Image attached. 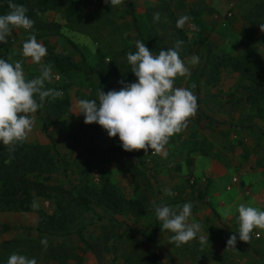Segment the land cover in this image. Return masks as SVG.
<instances>
[{
    "label": "rangeland",
    "instance_id": "rangeland-1",
    "mask_svg": "<svg viewBox=\"0 0 264 264\" xmlns=\"http://www.w3.org/2000/svg\"><path fill=\"white\" fill-rule=\"evenodd\" d=\"M37 1L27 0L37 10L33 28H14L7 43H0V58L10 63L23 61L26 79L36 78L40 65L23 57L22 46L30 35L48 32L37 39L47 49L42 63L48 64L50 53L71 63L65 65L67 74L52 69L54 78L45 82V89L59 83L62 96L71 102L60 111L47 98L34 114L35 123L17 170L32 191L34 208L22 211L0 203V264H7L12 253L35 258L37 264H201L195 257L188 259L191 251L185 245L177 247L180 262L174 260L173 233L161 231L155 207L191 202V216L212 213L214 208L207 200L212 184L210 164L203 156L212 143L203 139L200 148L193 140L199 134L205 136L208 128L224 134L227 155L237 156L242 149L247 157L252 152L264 171V32L259 28L264 23V0H133L146 36L161 41L166 49L182 41L179 54L190 75L177 77L175 87L188 88L195 95L199 92L201 98L200 109L187 128L169 139L166 155L151 154V149L147 153L124 151L118 136L110 138L100 125L85 124L83 114H78V100L98 99L101 89L95 75L86 74L80 51L69 40L93 66L101 65L97 50L103 51V65L116 71L111 75L116 84L112 90L123 87L120 81L136 82L133 73L123 74L131 71L127 54L134 52L138 40L124 5L110 7L102 2L85 7L84 0H57L41 8ZM198 11H203L204 35L199 34L193 19ZM154 13L160 14L159 21L153 20ZM182 16L189 20L177 28ZM201 37L206 38L204 43ZM209 47L213 54L205 67ZM194 56L198 57L195 65L189 63ZM209 117L221 123L215 124ZM47 133L69 159L67 175L61 163L54 164L59 155ZM223 159L226 164V157ZM105 177L116 202L104 193ZM260 181H264L262 172L256 182ZM240 185L243 194L252 196L250 186ZM165 189L174 195H165ZM78 192L90 198V209L78 203ZM95 213L106 219L96 220ZM208 225L210 219L205 218L204 227ZM247 261L264 264V255L256 259L250 254Z\"/></svg>",
    "mask_w": 264,
    "mask_h": 264
},
{
    "label": "clouds",
    "instance_id": "clouds-1",
    "mask_svg": "<svg viewBox=\"0 0 264 264\" xmlns=\"http://www.w3.org/2000/svg\"><path fill=\"white\" fill-rule=\"evenodd\" d=\"M104 2L114 7L121 5L123 0ZM8 7L10 11L0 15V43H7L14 28L30 31L34 26L24 5L9 0ZM159 19L160 14L154 13L153 20ZM188 20V16L178 18L177 28H183ZM259 28L264 32V23L259 24ZM181 44L182 41H177L175 47L153 55L144 42L137 40L136 51L127 54V62L136 82L125 84L120 81L123 87L119 91L110 90L105 93L102 89L97 92L98 99L78 100V114H83L84 123L100 125L110 138L118 136L124 151L144 150L147 153L151 149V154L166 155L165 146L169 139L187 128L189 119L194 118L198 110L194 92L188 88L175 87L177 77L190 75L188 66L179 54ZM22 55L40 65L39 76L28 80L23 71V61L10 63L7 59L0 58V143L10 153L28 139L35 123L34 114L45 100L48 97L56 99L62 96L59 90L45 89V82L51 83L54 78L53 65L42 63L47 49L37 41L35 34L30 35L23 43ZM189 63L195 65L198 57H192ZM164 192L167 196L174 195L170 189H165ZM191 210V202L155 207L161 231L173 233L170 243L176 247L197 238L202 244L208 243V237L198 236L201 225L189 222ZM237 211L239 240L249 243L255 228L264 230V210L242 203ZM236 243L237 235L234 233L227 240L226 249H235ZM7 264H37V261L35 258L12 253Z\"/></svg>",
    "mask_w": 264,
    "mask_h": 264
},
{
    "label": "crops",
    "instance_id": "crops-1",
    "mask_svg": "<svg viewBox=\"0 0 264 264\" xmlns=\"http://www.w3.org/2000/svg\"><path fill=\"white\" fill-rule=\"evenodd\" d=\"M210 119L213 118L209 117ZM211 122H215V124L221 123L215 120ZM205 134V136L199 134L193 140L195 144H200V148L203 147V139L212 143L210 148L206 147L207 150H204L206 154L203 156L207 158L210 164L208 175L211 176L210 180L212 183L208 189L207 200L215 211L211 209L212 213H197L189 218L190 223L195 222L201 225V231L198 236L208 237V243L202 244L197 238L185 244L186 250L188 252L191 251V255H187V257L191 260H193L192 257H195L198 263L201 264H220L221 260H224V264H248L247 256L250 254L256 255V259L264 255V230L255 228L251 233L252 238L249 243L240 241L237 233L239 230L237 208L243 203L246 206L261 209L264 203L262 198L264 181H256L259 180L260 173H264V171L259 166L258 157L252 152L248 153L247 157H244L242 149L238 150L237 156L227 155L230 152L225 147V136L221 131H214L208 128ZM253 142H255V138ZM253 142L251 143L255 144ZM218 154H221V158H219ZM224 157H226V164L224 163ZM233 177H237L236 182L233 181ZM240 183H245L246 186L251 187L252 196L248 197L243 194V188ZM261 210H264V208ZM205 218L210 219V225L204 227ZM157 226L158 222L156 221ZM234 233L237 235L236 247L235 249H226V242ZM257 233L260 234L259 237L256 236ZM173 250L174 260L180 262L182 254L179 253L177 247H174ZM211 256L213 258H210ZM192 262L194 263V261Z\"/></svg>",
    "mask_w": 264,
    "mask_h": 264
},
{
    "label": "trees",
    "instance_id": "trees-1",
    "mask_svg": "<svg viewBox=\"0 0 264 264\" xmlns=\"http://www.w3.org/2000/svg\"><path fill=\"white\" fill-rule=\"evenodd\" d=\"M57 0H38L37 4L41 8L48 7L55 3ZM85 1V7L90 6V5H98L104 0H84ZM8 2L9 0H1L0 4V13L1 15L6 14L10 11L8 7ZM14 3L16 4H21L24 5L27 9V15L29 18L33 19L34 17L37 16V10L30 6L27 2V0H13ZM127 10V12L131 16V21H132V26L135 34L138 37L139 41H142L146 44V46L154 53L155 55H158L161 50H166L165 46L161 41L153 40L149 38L148 36L145 35V32L141 26V22L139 20V16L137 13V8L133 3V0H123L122 3ZM37 18V17H36ZM194 22L197 25L198 31L200 35H204V31L206 30V24L203 21V11H198L194 13L193 15ZM48 32H39L36 33V39H39L41 37H44ZM29 38V37H28ZM26 38L25 41L28 39ZM205 37L200 38V42L204 43L205 42ZM24 41V42H25ZM72 46L77 50L80 51V54L82 56V63L83 66L86 68V74L87 75H95V77L98 80V85L99 88L104 92H108L116 87V84L114 83L112 76L114 75L116 71L111 69L110 67L103 65V60H104V54L101 49H98L97 53L98 56L100 57L101 60V65L99 66H93L91 65L85 54L80 50V48L71 40H69ZM133 51H136L135 45L133 46ZM213 54V49L212 47H209L207 50V61L205 64V67L210 62V59ZM67 63H71L70 59H68ZM47 63L53 65V69H56L58 72L67 74L68 72V67L65 65L67 63L64 62V60L61 57H58L55 53H50L47 57ZM123 74H132L130 70L123 71ZM200 77H198L197 80H199ZM33 79V78H30ZM28 79V80H30ZM67 86V83L65 87ZM51 89L55 90H62V86L59 83H54L49 86ZM199 91V90H198ZM197 97V103H198V109H200V94L199 92L196 94ZM50 99L51 105L55 107L57 110L64 111L66 107L70 104V99L69 97H59L56 99H52L51 97H48ZM211 121H214L213 119H210ZM44 130L47 132V125L44 123ZM48 137L51 140V145L53 149L55 150L56 154L59 155V158L54 161V164L57 165V163H61L63 166V171L64 174L67 175L69 171V159L63 155L59 149L57 148V145L55 143L54 138L50 133H47ZM27 148V145L25 142L23 144H19L15 147V151L10 153L8 151V148L4 146L2 143H0V203H5L7 207L9 208H17L22 211H29L34 208V200H33V194L26 184V180L23 174H18V166L20 165L21 157H22V152H25ZM25 156H28L26 154ZM109 179L108 177H105V187H104V193L107 195L108 199L111 202H116V194L112 189H109ZM112 185V184H111ZM40 194V192H38ZM77 201L79 204L83 205L87 209L91 208V200L90 198L86 195L83 194L82 192H78L77 194ZM96 214V220H105L106 217L104 215Z\"/></svg>",
    "mask_w": 264,
    "mask_h": 264
},
{
    "label": "built area",
    "instance_id": "built-area-1",
    "mask_svg": "<svg viewBox=\"0 0 264 264\" xmlns=\"http://www.w3.org/2000/svg\"><path fill=\"white\" fill-rule=\"evenodd\" d=\"M228 15H230V16H231V13H229ZM234 180L236 181V178H234ZM256 236H257V237H259V236H260V234H258V233H257V234H256Z\"/></svg>",
    "mask_w": 264,
    "mask_h": 264
}]
</instances>
